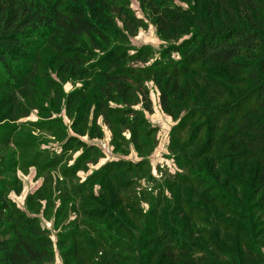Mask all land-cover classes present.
I'll use <instances>...</instances> for the list:
<instances>
[{"label":"rangeland","instance_id":"374dc122","mask_svg":"<svg viewBox=\"0 0 264 264\" xmlns=\"http://www.w3.org/2000/svg\"><path fill=\"white\" fill-rule=\"evenodd\" d=\"M171 1L195 10L192 1ZM205 2L201 15L206 14ZM127 4L147 27L128 37L123 50L129 56L143 50L150 55L147 64L133 67L162 65L167 70L170 48L190 37L167 41L143 13L140 0ZM75 51H62L55 39H34L15 62L21 83L0 74V190L8 218L3 231H19L18 222L33 220L49 233L53 264H264V184H257L264 160H231L223 153L201 152L209 122L202 114L193 117L186 111L173 119L159 102L165 86L187 92L195 88L204 94L198 108L226 111L232 104L235 108L229 112L233 121L239 120L257 105L246 75L256 69L264 78V52L236 59L244 67L243 77L205 65L145 83L152 114L142 116L146 132H152L146 136L139 130L137 146L131 132L113 126L119 134L114 136L100 119L102 139L73 133L67 99L86 88L83 112L92 115L93 94L87 86L96 80L86 79L85 70L93 73L104 57L95 52L90 60L87 49ZM170 58L179 61L176 53ZM208 83L226 93L206 94ZM181 100L186 106L197 105L194 98ZM254 110L249 120L264 122V112ZM215 127L217 140L228 128L224 120ZM76 139L96 151L77 147ZM108 163L116 164L112 171L104 170Z\"/></svg>","mask_w":264,"mask_h":264},{"label":"trees","instance_id":"16d2710c","mask_svg":"<svg viewBox=\"0 0 264 264\" xmlns=\"http://www.w3.org/2000/svg\"><path fill=\"white\" fill-rule=\"evenodd\" d=\"M179 1L186 5L194 2L195 10L185 9L171 0H140L143 13L152 20L157 33L164 39L179 42L190 37L170 48L165 61L168 68L164 70L162 65L134 68L132 64L135 63L147 64L149 53L143 50L129 56L123 50L122 45L126 44L128 37L137 36L147 27L129 9L127 0H0V74L4 73L11 83H21L14 70L15 62L31 49L34 39L47 37L51 43L55 39L62 51L73 49L76 54L87 52V49L90 60L95 59V52L102 53L104 57L97 61V69L93 73L89 68L85 70L86 79L91 76L96 80L92 86H87L93 94L91 118L83 112L88 105L86 88L74 91L67 99L65 110L72 122L71 129L78 137L102 139L103 132L97 125L100 119L103 125L111 128L114 136L119 134L112 129L113 126L122 129L121 132H131L136 144L139 130L146 136L152 132H146L148 125L142 116L143 112L152 114L145 83L165 76L177 77L188 69L205 65L224 68L232 77H243L244 67L236 59L264 52V0ZM204 1L206 14L201 15ZM171 53L178 54L179 61H173ZM257 73L258 70L253 69L246 75L257 105L246 110L239 120L233 121L235 117L229 112V108L234 107L232 104L226 111L218 107L212 111L198 108L204 94H199L195 88L187 92L178 86L171 90L165 86L159 95L160 107L173 119H177L182 111L193 117L202 114L209 122L210 132L206 143L199 149L201 152L207 149L223 153L231 160H264V122L252 121L248 117L255 108L264 112V78ZM227 79L222 82L234 83ZM24 83L27 85L28 81ZM204 91L221 96L226 93L213 83H208ZM182 98H194L197 105H183ZM79 101L81 106H77ZM138 106L140 108L136 109ZM223 120L228 129L214 140L218 131L215 126ZM74 143L77 147L96 151L77 139ZM115 165L108 163L104 170L112 171ZM257 184H264L263 170L259 172ZM6 214L7 207L0 190V264H53V244L48 231L28 219L18 222L21 230L10 228L9 235V231H3L8 220Z\"/></svg>","mask_w":264,"mask_h":264}]
</instances>
